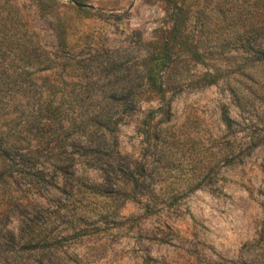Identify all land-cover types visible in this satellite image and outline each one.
I'll return each mask as SVG.
<instances>
[{
  "label": "rangeland",
  "instance_id": "obj_1",
  "mask_svg": "<svg viewBox=\"0 0 264 264\" xmlns=\"http://www.w3.org/2000/svg\"><path fill=\"white\" fill-rule=\"evenodd\" d=\"M77 1L0 0V264H264V0ZM36 43L55 69L20 86Z\"/></svg>",
  "mask_w": 264,
  "mask_h": 264
},
{
  "label": "trees",
  "instance_id": "obj_2",
  "mask_svg": "<svg viewBox=\"0 0 264 264\" xmlns=\"http://www.w3.org/2000/svg\"><path fill=\"white\" fill-rule=\"evenodd\" d=\"M48 1L53 2L55 0H48ZM68 1L74 4L76 7H79V8L82 7L80 2H78L77 0H68ZM19 50H21V55L23 57L25 56L27 60L32 61L31 64H29L30 67H35L40 70H37V72H31V73L23 72L19 74L18 76H16L15 79L12 81L20 86L25 85V84H31L33 82L35 83L36 81H41V83L43 84L49 83V80H50L49 77L45 76L39 79V77L37 76L40 74L45 75L47 73L52 72V70L55 69L56 64H53V62H51L52 60L49 59V56L51 54H49V52H46L38 43L35 44V48L33 50H29V51H27L24 44H21L19 46ZM166 59L167 58H165L161 54L156 56L157 62L164 64V65H166ZM255 61L259 65H264V53L260 52ZM1 76L3 78L2 80L3 84H9L11 82L9 75L4 74ZM146 77L148 79L147 82H149V86L152 84L155 86L157 85L158 72L154 74H152V72H148ZM154 91L155 93H159V94L161 93L160 87H158V90H154ZM5 94L6 93H4V96ZM13 99L15 102L14 110L17 113L16 118L20 121L21 119H24V122H26V124L32 123V124H36L37 126L42 125V126H46L49 128L50 123L57 122L60 125L63 121L62 117L66 113H69V112H65L67 110H62V106H63L62 99L53 97L51 92L20 90L15 94V98ZM7 107H6V104H2L1 109H0V111L2 110V114L5 113V116L9 114L11 111ZM222 116H223L227 129L229 131L232 130L233 122L229 118V115L226 109L222 111ZM87 125L88 124H85L82 126L80 124L79 126H77V129H76L77 133L79 131V133L83 134L86 131H88ZM59 127L63 129L61 125ZM54 134H55L56 140H58V133L54 132L53 136ZM49 142L50 141L43 139L41 141H37L34 144V146H31L32 144H29V148H24L23 142L22 140H20L18 141V144L14 143L12 147L9 146L7 150L14 149L20 153V160L14 165V167H17L16 168L17 171L22 173V171H24L25 169H28L26 168L27 167L26 162H24L23 160L24 153H27L29 156L31 155L33 159L36 160L34 161V165H39L38 158L40 157V155L42 153H48L51 149L49 147ZM60 142H62V140H60ZM136 182L137 181H135V183Z\"/></svg>",
  "mask_w": 264,
  "mask_h": 264
}]
</instances>
